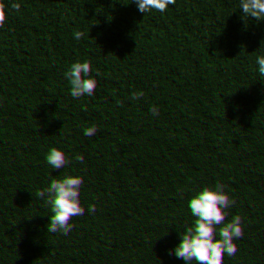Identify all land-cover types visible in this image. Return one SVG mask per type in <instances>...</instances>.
Instances as JSON below:
<instances>
[{
	"label": "trees",
	"instance_id": "1",
	"mask_svg": "<svg viewBox=\"0 0 264 264\" xmlns=\"http://www.w3.org/2000/svg\"><path fill=\"white\" fill-rule=\"evenodd\" d=\"M201 39L236 82V112L182 103L167 49ZM156 82L176 102L152 126L180 131L149 153L157 134L133 133L136 108L121 93ZM198 131L207 141L191 150ZM73 132L78 145L65 140ZM112 149L129 153L125 176L103 172ZM9 150L0 264H264V0H0V154ZM201 165L239 193L215 220L178 221L152 205ZM225 244L224 261L206 253Z\"/></svg>",
	"mask_w": 264,
	"mask_h": 264
},
{
	"label": "clouds",
	"instance_id": "2",
	"mask_svg": "<svg viewBox=\"0 0 264 264\" xmlns=\"http://www.w3.org/2000/svg\"><path fill=\"white\" fill-rule=\"evenodd\" d=\"M170 67L175 70L179 81L182 103L189 106L193 98L211 105L217 112L224 113L228 110L238 111L235 99V80L221 71L222 59L216 51L209 46L207 39L196 40L190 46H169L167 49ZM241 78L246 79V73H241ZM172 85L168 82H156L153 86L146 87L142 95L130 97V93L124 91L121 98L125 106L130 100L136 108L134 114L128 119L133 133L141 137V133L149 136L150 132L157 134L159 143L149 141L147 151L157 153L161 144L169 135L175 136L180 131L179 124H167L153 127L154 122L166 120L175 105L176 98L172 94ZM196 120H199L197 117ZM86 132L94 135L97 128L94 125L86 127ZM206 134L201 131L189 132L186 143L189 148L195 149L207 141ZM79 133H69L65 140L73 145L81 143ZM14 157L12 151L0 154V160L11 161ZM129 153H116L112 149L107 153L105 163L111 165L104 169V174L111 177L114 172L125 176L131 167ZM164 173L175 176L176 169L169 165ZM15 180V177H10ZM168 195L164 198L157 195L153 197L152 205L155 208L166 211L178 221L180 217L189 213L200 224H210L216 219L221 207L234 204L239 193L231 187L219 186L215 183L212 172L206 166L191 168L183 180H177L167 189ZM207 205V208L204 206ZM114 230L124 232V224L114 225ZM206 253L218 261H224L233 255V249L225 244L220 247L209 246Z\"/></svg>",
	"mask_w": 264,
	"mask_h": 264
}]
</instances>
